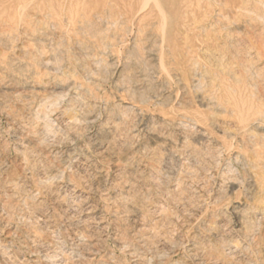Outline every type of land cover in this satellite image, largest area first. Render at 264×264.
Wrapping results in <instances>:
<instances>
[{"label":"rangeland","instance_id":"374dc122","mask_svg":"<svg viewBox=\"0 0 264 264\" xmlns=\"http://www.w3.org/2000/svg\"><path fill=\"white\" fill-rule=\"evenodd\" d=\"M69 1L0 0V264H264V0Z\"/></svg>","mask_w":264,"mask_h":264},{"label":"bare ground","instance_id":"6f19581e","mask_svg":"<svg viewBox=\"0 0 264 264\" xmlns=\"http://www.w3.org/2000/svg\"><path fill=\"white\" fill-rule=\"evenodd\" d=\"M75 2H73V0H70L69 1V3H68V5H66L64 8H63V18L61 17V18H55L54 20H55V22L57 21V24L59 25V26H62V24L61 23H64L63 21H67V22H69V25H71L72 27L74 26V27H78V25H85V23H87V24H89L90 23V20L92 19V16L94 15V16H98V17H102V15L101 14H103V16H104V14H106L105 12H103V13H99V14H93V13H91V12H88L87 11V6H85L84 7V4H83V6L81 5L80 6V3H79V1L78 0H74ZM133 1V0H132ZM131 1V2H132ZM138 1H140V0H138ZM137 1V2H138ZM147 0H145L144 2H146ZM151 1V0H150ZM153 1V0H152ZM220 1H222V0H220ZM23 2V1H22ZM143 2V1H142ZM141 2V3H142ZM19 3V2H18ZM67 3V2H66ZM129 3V2H128ZM153 3H155V2H153ZM137 4V3H136ZM172 4H173V2H172ZM223 4V3H222ZM1 5V4H0ZM25 5V4H24ZM65 5V4H64ZM3 6V5H2ZM96 6H98V4H96ZM130 6H131V4H130ZM146 6H150L149 4L148 5H146ZM145 6V7H146ZM155 6L157 7V9L159 8V10H160V6L158 5V4H156L155 3ZM107 7V6H106ZM144 7V8H145ZM219 7V6H218ZM225 7V6H224ZM4 7H2V9H3ZM25 8V7H24ZM23 8V9H24ZM116 8V7H115ZM1 9V8H0ZM8 9V8H7ZM22 9V8H21ZM105 9H107V8H105ZM18 10V9H17ZM61 10H62V7H61ZM146 10H148V9H146ZM10 11V10H9ZM13 11V10H12ZM51 11V10H50ZM107 11V10H106ZM141 11H143V8L141 9ZM144 11H145V9H144ZM143 11V12H144ZM3 12H5V11H3ZM52 12H53V9H52ZM60 12H62V11H60ZM108 12V11H107ZM6 13V12H5ZM147 13V12H146ZM146 13H140V11H139V14L137 15V16H135V17H133V19L132 20H134L135 22H137L138 23V27H140L141 26V24H143L142 22L143 21H145V20H147L150 16H152L153 15V11H151L150 9H149V13H148V15H146ZM15 14V13H14ZM53 14V13H52ZM161 14V13H160ZM3 15H4V13H3ZM7 15V14H6ZM62 15V14H61ZM100 15V16H99ZM162 15H164V14H162ZM218 15V14H217ZM220 15V14H219ZM218 15V16H219ZM15 16V15H14ZM46 16V15H45ZM49 16V15H48ZM52 16V15H51ZM50 16V17H51ZM93 16V17H94ZM107 16H108V14H107ZM207 16V15H206ZM214 16V15H213ZM212 16V17H213ZM217 16V17H218ZM3 17V16H2ZM2 17H0V20L2 19ZM5 17V16H4ZM10 17V16H9ZM12 17V16H11ZM19 17H20V15H19ZM60 17V16H59ZM161 17H163V16H161ZM14 18V17H13ZM13 18H11V19H13ZM15 18H16V16H15ZM14 18V19H15ZM18 18V17H17ZM7 19V18H6ZM10 19V20H11ZM20 19V18H19ZM97 19V18H96ZM98 19H100V18H98ZM153 19V18H152ZM210 19V18H209ZM94 20H95V18H94ZM93 20V21H94ZM111 20V19H110ZM165 20V19H164ZM168 20V19H167ZM2 21V20H1ZM0 21V22H1ZM51 21V20H50ZM126 21V20H125ZM155 21H157V19L155 20ZM207 21V20H206ZM4 22V21H3ZM5 22H6V24L7 25H9V22H12V21H9V22H7L6 20H5ZM5 22L3 23V24H5ZM14 22H16L15 20L12 22V24L14 23ZM21 22V21H20ZM89 22V23H88ZM97 22V21H96ZM116 22V21H115ZM114 22V23H115ZM145 22H147V21H145ZM152 22V21H151ZM158 22V21H157ZM165 22H167L166 20H165ZM105 23V22H104ZM112 23V22H111ZM168 23V22H167ZM208 23V22H207ZM3 24H1V25H3ZM12 24H10V25H12ZM67 24V23H66ZM90 24H92V23H90ZM93 24H94V22H93ZM92 24V25H93ZM158 24V23H157ZM0 25V26H1ZM13 25H15V24H13ZM55 25V24H54ZM56 26V27H59V26ZM97 25V24H96ZM101 25V24H100ZM106 25V24H105ZM110 25V24H109ZM112 25H114V24H112ZM126 25V24H125ZM165 24H163V26H164ZM175 25V24H174ZM6 26V25H5ZM66 25H64V29H66V27H65ZM90 26V25H89ZM108 26V25H107ZM123 26V25H122ZM166 26H167V24H166ZM204 26V25H203ZM2 27V26H1ZM82 27V26H81ZM85 27H86V25H85ZM84 27V28H85ZM114 27V26H113ZM158 27V26H157ZM14 28V27H13ZM69 28V27H68ZM83 28V29H84ZM89 28V27H88ZM92 28H93V26H92ZM97 28H98V26H97ZM120 28V27H119ZM129 28V27H128ZM146 28V27H145ZM151 28V27H150ZM166 28V27H165ZM15 29V28H14ZM59 29H61V31H62V27L61 28H59ZM72 28L70 27V30H71ZM79 29H81L82 30V28H79ZM90 29V28H89ZM113 29H115V28H113ZM160 30H157V31H161V29H163V28H159ZM167 29V28H166ZM2 30V29H1ZM69 30V29H68ZM70 30L69 31H67L66 33H67V35H69V32H70ZM80 30V31H81ZM86 30H88V29H86ZM86 30H83V31H86ZM111 30V29H110ZM116 30V29H115ZM120 30V29H119ZM126 30H127V28H126ZM134 30V29H133ZM140 30L141 29H139L138 28V31H139V33L141 34V32H140ZM143 30H146V29H144V27L142 28V31ZM71 31H73V30H71ZM89 31V30H88ZM92 31V30H91ZM98 31H100V30H98ZM166 31V30H165ZM164 30L162 31L163 33L165 32ZM174 31V30H173ZM1 32V31H0ZM82 32V31H81ZM94 32V31H93ZM127 32V31H126ZM145 32V31H144ZM205 32V31H204ZM5 33V32H4ZM65 33V34H66ZM71 33V32H70ZM76 34L77 33H80L79 31L77 32V29H76V32H75ZM75 33L73 34V36L75 35ZM166 33L167 32H165V35L163 34V36L162 37H164V36H166ZM81 34V33H80ZM170 34V33H169ZM2 35V34H1ZM10 35V34H9ZM9 35H7L8 37H9ZM79 35V34H78ZM82 35H83V32H82ZM85 36H86V34H84ZM91 35H93V34H91ZM132 35V34H131ZM3 36V35H2ZM5 36V35H4ZM64 36H66V35H64ZM70 36H72V33L70 34ZM72 36V37H73ZM76 36V35H75ZM89 36V35H88ZM116 36V35H115ZM10 37H11V35H10ZM0 38H1V36H0ZM69 38V37H68ZM71 38V37H70ZM93 38V37H92ZM117 38V37H116ZM2 39V38H1ZM0 39V40H1ZM4 39V38H3ZM7 39H9V38H7ZM104 39V38H103ZM102 39V40H103ZM163 39V38H162ZM170 39V38H169ZM157 40V39H156ZM6 42V41H5ZM118 42V41H117ZM174 43V42H173ZM105 45V44H104ZM107 47V46H106ZM161 47V46H160ZM175 50V49H174ZM151 50L149 49V52H150ZM159 52V51H158ZM194 53V52H193ZM154 54H155V51H154ZM196 55V54H195ZM160 56H161V53H160ZM194 57V56H193ZM158 58V57H157ZM173 58V57H172ZM161 60H162V58H161ZM191 60V59H190ZM192 60H193V58H192ZM193 62V61H192ZM196 64V63H195ZM196 66V65H195ZM195 68V67H194ZM4 69V68H3ZM196 70V69H195ZM194 71V70H193ZM197 76V75H196ZM29 82V81H28ZM14 96V95H13ZM123 97H121V99H122ZM47 100V99H46ZM122 100H124V99H122ZM132 102V101H131ZM47 103H48V101H47ZM46 103V104H47ZM42 106V105H41ZM132 106V105H131ZM40 107V106H39ZM43 107V106H42ZM251 107V106H250ZM135 108H136V106H135ZM38 111V110H37ZM41 111V110H40ZM255 111V110H254ZM45 113V112H44ZM258 113V112H257ZM258 114H260V113H258ZM36 116V115H35ZM45 116V115H44ZM42 117V116H41ZM41 117H39V118H41ZM40 121V120H39ZM42 122V121H41ZM39 124H40V122H38ZM44 123V122H43ZM70 123V122H69ZM38 124V125H39ZM47 124V123H46ZM74 124V123H73ZM37 125V124H36ZM75 125V124H74ZM25 126V125H24ZM26 128V127H25ZM73 131V130H72ZM103 148V147H102ZM106 148V147H105ZM82 157V156H81ZM125 158V157H124ZM127 158V157H126ZM121 163V162H120ZM112 165V164H111ZM124 172V171H123ZM122 173V172H121ZM127 173V172H126ZM118 177V176H117ZM130 182V181H129ZM126 183V182H125ZM132 183V182H131ZM72 184V183H71ZM123 184V183H122ZM116 185V184H115ZM79 186V185H78ZM113 186V185H112ZM125 188V187H124ZM108 190V189H107ZM125 190V189H124ZM121 191V190H120ZM126 191V190H125ZM108 192V191H107ZM128 193V192H127ZM117 195V194H116ZM115 196V195H114ZM122 196H123V193H122ZM127 196V195H126ZM102 198V197H101ZM99 199V198H98ZM103 199V198H102ZM125 199V198H124ZM95 200V199H94ZM116 200V199H115ZM132 200V199H131ZM123 203V202H122ZM86 204V203H85ZM90 205V204H89ZM123 205V204H122ZM127 207V206H126ZM93 208H95V206L93 207ZM90 212V211H89ZM136 215V214H135ZM83 221V220H82ZM101 222V221H100ZM85 223V222H84ZM88 223V222H87ZM86 224V223H85ZM102 230V229H101ZM211 230H213V229H211ZM31 234H32V232H30ZM27 235V234H26ZM215 236V235H214ZM81 237V236H80ZM36 238V237H35ZM80 239V238H79ZM26 241V240H25ZM27 242V241H26ZM83 242V241H82ZM12 243V242H11ZM33 243V242H32ZM222 243V242H221ZM226 243H227V241H226ZM6 244V243H5ZM27 244V243H26ZM29 244V243H28ZM223 244V243H222ZM9 245V244H8ZM40 245V244H39ZM87 245V244H86ZM85 245V246H86ZM228 245V244H227ZM77 246V245H76ZM91 246V245H90ZM222 246V245H221ZM226 246V245H225ZM24 247V246H23ZM27 248V247H26ZM91 248V247H90ZM201 248V247H200ZM224 248V247H223ZM0 249H1V247H0ZM198 249H199V247H198ZM3 250V249H2ZM192 250V249H191ZM91 251V250H90ZM217 251H219V250H217ZM234 251V250H233ZM6 252V251H5ZM1 253H2V251H1ZM28 253V252H27ZM191 253V252H190ZM8 254V253H7ZM2 255V254H1ZM5 255V254H4ZM33 255V254H32ZM55 255V254H54ZM194 255V254H193ZM196 255V254H195ZM201 255V254H200ZM3 256V255H2ZM1 256V257H2ZM9 256V255H8ZM190 256V255H189ZM215 256V255H214ZM231 256V255H230ZM213 257V256H212ZM3 258V257H2ZM45 258V257H44ZM91 258H94V257H91ZM193 258V257H192ZM207 258V257H206ZM209 258V257H208ZM4 259H6V258H4ZM11 259V258H10ZM28 259V258H27ZM197 259V258H196ZM232 259V258H231ZM46 260V259H45ZM216 260V259H215ZM7 261V260H6ZM40 261V260H39ZM214 261V260H213ZM219 261V260H218ZM43 262V261H42ZM210 262V261H209ZM10 263V262H9ZM36 263V262H35ZM197 263V262H196ZM222 263V262H221ZM39 264V263H38Z\"/></svg>","mask_w":264,"mask_h":264}]
</instances>
